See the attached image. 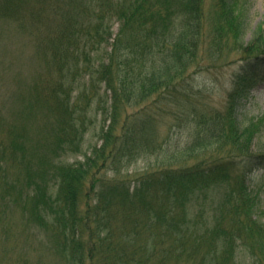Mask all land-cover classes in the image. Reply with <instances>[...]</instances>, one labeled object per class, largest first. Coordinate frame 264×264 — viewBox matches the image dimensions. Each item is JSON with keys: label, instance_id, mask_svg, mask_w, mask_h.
Returning a JSON list of instances; mask_svg holds the SVG:
<instances>
[{"label": "trees", "instance_id": "1", "mask_svg": "<svg viewBox=\"0 0 264 264\" xmlns=\"http://www.w3.org/2000/svg\"><path fill=\"white\" fill-rule=\"evenodd\" d=\"M233 2L0 0V24L14 22L34 36L40 67L22 103L28 118L39 112L45 117L37 131L50 146L38 156L36 169L27 160L26 142L17 140L20 133L0 143V154L23 177L14 199L27 213L24 222L63 260L240 264L237 253L244 248L249 264H264V221L255 217L249 188L253 172L264 171V148L255 146L258 124L243 123L236 114L238 92L264 78V35L257 31L244 42ZM230 53L240 54V63L227 77L226 109L197 107L205 85L197 75L202 62L216 65ZM160 100L166 102L165 114H185L197 133L183 150H163L164 165L139 173L131 184L118 166L140 148L158 145V117L146 108ZM94 102H105L99 106L104 123L108 120L97 132L101 142L82 160H50L80 150ZM139 105L132 115L129 109ZM222 184L226 190L212 227L190 228L191 195ZM3 215L0 208V220ZM204 240L209 252L197 258Z\"/></svg>", "mask_w": 264, "mask_h": 264}, {"label": "rangeland", "instance_id": "2", "mask_svg": "<svg viewBox=\"0 0 264 264\" xmlns=\"http://www.w3.org/2000/svg\"><path fill=\"white\" fill-rule=\"evenodd\" d=\"M232 7L239 13L245 43L257 31H262L261 33L264 35V0H234ZM112 30L113 32L118 30L117 22L112 25ZM34 50L33 35L19 30L14 22L0 24V143H9L14 139L11 138L13 134L20 133L17 140L26 142L29 155L27 160L33 159L32 166L36 169L38 156L45 155L46 149L50 146L47 145L49 142H46L48 141L45 137L46 134L43 136L37 131L38 121L45 117H42V113L39 112L28 118L25 114V102L24 105L22 103L23 95L27 96L30 92V83L36 82L33 77L40 67L37 60L34 59ZM239 55L236 53L224 54L223 57L218 58L216 65H212L207 60L202 62L203 65L200 66L201 69L197 75L205 85H202L203 93L196 100L197 107L221 112L226 109V96L230 88L227 77L239 65ZM101 86L99 92L104 101L107 93L104 91V85ZM99 99L96 97L95 101L98 102ZM96 102L92 109V123L87 125L88 128L83 133L80 150L59 153L58 156L55 155L57 158L50 155V160L64 163L82 160L83 154L88 152L92 145L101 142L97 132L103 124H108V120L104 123L103 108H99V106H105V102H102L101 105H97ZM165 105L166 102L160 100L151 104L153 108L149 105L146 108L158 117L155 134L156 142L161 147L158 145L154 149L142 147L133 158L123 162L121 168L118 166L119 174H128L131 184L134 183V179L139 173L164 165L166 155L164 157L163 150L167 149L169 152L183 150L197 133L193 120L185 114H165L167 111ZM140 109L141 105L133 106L129 110L133 115ZM236 114L238 120L243 123L258 124L255 146L256 149L257 146L264 148V78L250 81L238 92ZM51 139L52 137H50L52 142ZM3 157V153L0 154V160ZM17 173H19L18 166L3 159V162L0 163V208L1 214L4 213L0 220V264H76L63 260L54 251L52 245H46L45 237L37 236V233L34 232L35 226H28L24 222L23 214L27 213L21 208L20 202H16L14 199L15 191L24 187L23 177H17ZM249 186L252 192L251 202L257 214L255 217L264 221V171L256 169L252 178L249 179ZM2 188H4L3 192H1ZM225 190V184L213 185L212 188L197 191L191 195L186 203L192 218L190 228H197V223L203 228L212 227L214 209L222 200ZM2 197H5L4 201H2ZM202 242L203 250L199 251L197 258H201L205 250L207 253L209 252V247L206 249L205 240ZM162 244L166 247L168 243ZM173 245L176 248L175 242ZM237 259L241 261H238L240 264H249L252 258L247 256L244 248H240ZM179 264H196V260L185 259Z\"/></svg>", "mask_w": 264, "mask_h": 264}]
</instances>
